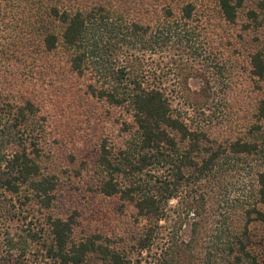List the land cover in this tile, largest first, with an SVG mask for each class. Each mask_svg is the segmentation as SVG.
<instances>
[{"label": "trees", "instance_id": "16d2710c", "mask_svg": "<svg viewBox=\"0 0 264 264\" xmlns=\"http://www.w3.org/2000/svg\"><path fill=\"white\" fill-rule=\"evenodd\" d=\"M127 1L37 0L40 17L35 23L44 28L40 49L62 48L70 68L86 78L85 92L117 109L122 139L99 145L98 190L132 205L136 222L145 219L148 226L117 240L100 234L77 237L75 219L53 211L59 179L43 165L45 116L29 98L18 101L0 94V264H208L220 254L219 264L245 259L262 264L247 251L233 219L243 221L244 231L250 221L264 225V211L257 206H264V2L258 11H248L245 26L255 33L248 39L253 46L249 72L258 95L254 118L243 133L216 143L207 119L213 100L206 104L191 98L187 84L169 88L163 82V69L176 76L186 70L173 58L181 47L190 42L192 53L201 55V43L192 37L193 5L183 4L179 14L167 6L160 19L142 22ZM242 3L218 0L231 23ZM172 92L181 95L183 106L173 107ZM222 168L237 172L251 186L252 196L226 199V209L235 212L224 218L222 234L213 236L204 250L210 220L205 186L215 169ZM188 174L200 194L189 199L198 220L183 239L176 227L178 212H173L176 229L163 233L160 221L171 217L168 203L177 198ZM238 209L243 211L239 217ZM12 220L22 225L16 235L10 231Z\"/></svg>", "mask_w": 264, "mask_h": 264}, {"label": "rangeland", "instance_id": "374dc122", "mask_svg": "<svg viewBox=\"0 0 264 264\" xmlns=\"http://www.w3.org/2000/svg\"><path fill=\"white\" fill-rule=\"evenodd\" d=\"M36 1L0 0V94L18 101L29 98L45 116L43 165L59 179L54 213L75 219L77 237L100 234L117 240L120 236H128L131 231L148 226L149 221L139 219L136 222L132 205L98 190L99 145L105 141L119 143L122 139L116 123L117 109L85 92L86 78L79 77L70 68L62 48L52 52L40 49L44 28L35 23L40 17ZM262 2L264 0H243L233 23L223 17L218 0H129L125 4L131 5L136 19L142 22L160 19L167 6L179 14L183 4L193 5L192 37L196 43H201L198 45L201 55L192 53L190 42L181 47L173 58L186 70L177 72V78L171 70L163 69L167 72L163 82L169 88L187 84L191 98L206 104L213 100L215 107L207 110L208 131L213 142L222 143L243 133L246 124L254 118L258 95L249 72L248 55L253 46L248 39L255 33L245 26L249 22L248 11H258ZM171 52L168 53L171 55ZM158 56H154L155 60ZM171 98L173 107L182 105L179 93L172 92ZM214 173L205 186L208 212L204 215L210 220L207 219L204 250L211 245L213 236L222 234L220 229L227 225L224 218L235 212L226 209V199L247 200L252 196L251 186L246 185L237 172L222 168L221 171L215 169ZM193 180L189 174L185 176L177 198L170 199L171 217L160 221L163 233L175 228L176 214L173 212H178L180 225L176 226L177 230L183 239H188L192 223L198 220L188 206L189 199L200 194ZM257 206L264 211L263 205ZM242 212L238 209L235 215L239 217ZM211 220L215 222L212 226L209 225ZM17 223L11 222L10 231L14 235L20 231L21 223ZM233 224L234 230L242 235L247 251L264 264V225L257 220L250 221L244 231L242 220L233 219ZM220 258L221 254L208 264H219ZM6 264L15 262L10 260ZM242 264H249V261L245 259Z\"/></svg>", "mask_w": 264, "mask_h": 264}]
</instances>
